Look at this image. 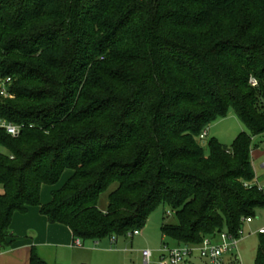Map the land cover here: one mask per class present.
<instances>
[{"label":"trees","instance_id":"trees-1","mask_svg":"<svg viewBox=\"0 0 264 264\" xmlns=\"http://www.w3.org/2000/svg\"><path fill=\"white\" fill-rule=\"evenodd\" d=\"M0 76L13 94L0 117L20 127L0 128V246L30 206L97 242L167 205L176 220L161 231L176 244L239 237L264 209L251 184L253 139L264 141V0H0ZM230 109L245 127L231 145L201 139ZM64 170L41 204V186ZM29 264H47L34 246Z\"/></svg>","mask_w":264,"mask_h":264},{"label":"rangeland","instance_id":"rangeland-1","mask_svg":"<svg viewBox=\"0 0 264 264\" xmlns=\"http://www.w3.org/2000/svg\"><path fill=\"white\" fill-rule=\"evenodd\" d=\"M244 130L245 127L237 118L235 112L230 109L225 117L219 118L209 125L207 128V132H209L207 139L213 137L220 143L230 146L234 138ZM203 141L202 143L205 147L206 141ZM254 142L260 144L262 142L261 137H256ZM0 152H6V150L0 146ZM251 159L253 160L254 169L258 173L262 172V170H264L261 168V164H264L263 145L251 152ZM70 173V170H64L59 181L55 185L41 186V204H46L51 200V191L60 188L68 180ZM112 188L113 186L100 196L98 207L101 210L106 209L108 194ZM175 220L174 212L167 205L156 204L148 212L145 225L139 230L138 234L132 237H117L114 239L104 238L97 242L87 239L81 241V246L72 245L73 238H71L68 227L56 224V227L61 229V234L65 236V239H63L66 241L65 245H54L55 247L46 245L44 247L43 242L45 238L40 234V229L45 230L46 227H51V225L48 224L40 214L38 206H30L27 212L23 214L19 212L13 214L9 230L14 236V240L33 241L30 248L34 246L38 255V249H43L46 252V256L49 258V261L47 259L45 260L48 264H53V260L56 257V248L58 252L57 264H141V251L143 249L152 250L154 256H156L163 242L170 245L176 244L173 240L163 236L161 231L164 222H175ZM27 225L32 227L30 229L33 233L27 232V230H29L28 228L26 229ZM262 226H264V209L259 210L250 221L243 222L237 250L234 251V253L237 254V261L235 264H255V256L259 243L257 230ZM36 235L38 236L37 239ZM48 240L50 241V238H48ZM184 264H209V262L198 255H194L185 260Z\"/></svg>","mask_w":264,"mask_h":264},{"label":"built area","instance_id":"built-area-1","mask_svg":"<svg viewBox=\"0 0 264 264\" xmlns=\"http://www.w3.org/2000/svg\"><path fill=\"white\" fill-rule=\"evenodd\" d=\"M12 83L11 77L0 76V97L12 98L13 94L10 91V85ZM250 84L252 86L257 85V80L254 77L250 78ZM0 128L4 129L11 136H17L20 132V127L2 119L0 117ZM207 135V131H203L200 138L203 139ZM251 184H255L260 190L264 192V182L259 181L256 177ZM248 185V186H251ZM247 186V184H245ZM252 218L248 217L243 219L244 221H250ZM139 230L132 231L129 236L132 237L138 234ZM239 235L241 230H239ZM257 234H264V226L258 228ZM239 237L228 233L227 231H221L212 236H205L198 244H168L163 242L154 256V253L150 249H143L141 251L142 263L141 264H184L185 260L198 255L199 257L206 259L209 264H235L237 261V254L234 251L237 250ZM74 246H81L82 242L79 238L73 240Z\"/></svg>","mask_w":264,"mask_h":264},{"label":"crops","instance_id":"crops-1","mask_svg":"<svg viewBox=\"0 0 264 264\" xmlns=\"http://www.w3.org/2000/svg\"><path fill=\"white\" fill-rule=\"evenodd\" d=\"M209 135V132H207V136ZM256 139V138H254ZM253 139V141H254ZM264 146V141H262L260 144H257L254 142V149L259 148L260 146ZM252 150V151H253ZM251 163H252V168L254 170L255 176L256 178L261 181L264 182V170H262V172L258 173L255 169H254V164H253V160L251 159ZM261 168L264 169V164H261ZM71 176V173H70ZM69 176V177H70ZM263 210V209H262ZM44 217V216H43ZM45 221H47V219L44 217ZM48 224H50L47 221ZM44 224V223H43ZM51 227H46L45 230H41L40 228V234H42L45 238L44 243V247L46 245L48 246H52L55 247L54 245H65L66 241L63 240L65 239V236H63V234H61V229L59 227H56V224H50ZM27 232L29 231L30 233H33V231L30 229L32 228L30 225H27L26 229ZM70 231V230H69ZM71 234V232H70ZM12 237L7 238V241H12L11 245L8 246H0V264H29V257H30V245L33 244V241L31 240H27V241H19V240H14ZM37 235H36V239H37ZM48 238H50V241L48 240ZM72 238V235H71ZM58 239H62V240H58ZM56 241V242H54ZM72 245H73V239H72ZM74 246V245H73ZM38 253L41 256L42 259L44 260H48L49 258L48 256H46V252L43 249H38ZM58 252H57V248H56V257L53 260V264H57L58 261V256H57ZM47 263V262H46ZM48 264V263H47Z\"/></svg>","mask_w":264,"mask_h":264}]
</instances>
